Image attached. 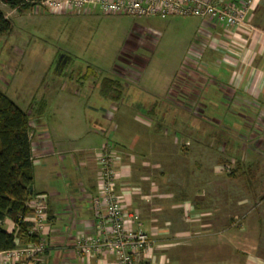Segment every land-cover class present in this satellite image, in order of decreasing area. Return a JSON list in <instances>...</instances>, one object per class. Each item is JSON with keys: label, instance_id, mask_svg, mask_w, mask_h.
Returning <instances> with one entry per match:
<instances>
[{"label": "rangeland", "instance_id": "obj_1", "mask_svg": "<svg viewBox=\"0 0 264 264\" xmlns=\"http://www.w3.org/2000/svg\"><path fill=\"white\" fill-rule=\"evenodd\" d=\"M0 10L12 23L9 34L0 36V89L32 120L43 107L42 122L67 144L72 138L76 148H93L92 155L105 142L124 146L127 151L117 150L121 163L144 185L169 187L168 194L155 196L159 189L153 194L131 189L135 205L129 208L139 212L144 227L153 228L151 237L156 229L167 232L153 249L154 264H201L211 253L209 244L170 241L172 231H190L201 219L195 208L202 197L200 173L210 187L216 180L221 194L254 189L242 174L231 180L237 156L244 169L250 160L251 170L264 175V118L234 115L231 97L221 90L228 71L223 65L216 72L209 64L199 69L201 60L190 68L185 64L188 41L201 20L104 15L94 8L65 15L18 13L1 2ZM220 35L217 45L202 40L199 48L213 45L209 49H220L223 62L234 59L230 42L220 43ZM251 150L255 156L249 157Z\"/></svg>", "mask_w": 264, "mask_h": 264}, {"label": "crops", "instance_id": "obj_2", "mask_svg": "<svg viewBox=\"0 0 264 264\" xmlns=\"http://www.w3.org/2000/svg\"><path fill=\"white\" fill-rule=\"evenodd\" d=\"M199 26L200 29H196L188 41L185 53V56L188 57L185 61L186 66L190 68L197 61L199 64L201 60V65H198L199 69L206 68L209 64L217 68L216 72H220V67L223 65L228 71L227 78L222 80L227 83L221 86V90L224 94L226 93L225 96L231 97L234 115L248 117L247 114H253L259 115V119L260 117L264 118V0H258L247 15L246 26L239 27L234 31V45L238 53L234 59H227L223 62L219 58V55H223L220 49L216 50V47L213 50L209 49L213 45L212 47L205 45L206 47L201 51L200 42L202 40L208 44L215 42L214 39H218L220 34H223V29L212 23L204 24L203 21H200ZM147 31L154 37L159 35L154 30ZM195 56L199 59H195ZM208 78H213L212 83H217V77L209 76ZM186 85L190 84L186 82ZM171 92L173 93L174 90ZM186 96L190 97L188 93ZM43 109L41 107L37 110L35 113L37 117L35 116L33 122L32 156L40 158L32 168V192L34 196L39 194L48 196L47 214L52 231L50 233L51 246L41 256L40 264H68L74 259L70 258L65 247L70 243L72 237L92 231L91 199L99 188L100 168L96 155H92L93 148L88 146L76 148L72 138H68L69 144H67L58 138L48 123L42 122ZM256 127L260 126L256 125ZM102 133L104 132L102 131ZM198 145L200 147V144ZM113 147L120 159H123L120 153L127 149L124 146H116V144ZM117 150L121 152H117ZM253 151H247V156H255ZM201 156L205 158V155H199L198 158ZM237 157L236 174L231 180L236 182L238 175L242 174L243 177H246L245 184L247 181L248 186L254 189H230V192L221 194L217 192L219 190L218 182L210 181V184L211 182L215 183L210 187L204 179V172L200 173L199 185L201 189L198 190L199 193H202V197L195 208L201 219L190 225L192 227L195 225L197 227V224L201 225V229L194 227L190 231L186 230L178 234L172 231V239H166V241L169 239L170 241L183 240L193 245L194 242L209 244L211 253L206 256L207 259H203L201 264H264V175L259 176V172L262 170L258 172L251 170L250 163L252 162L249 159V161H245L244 169L243 159ZM262 158H264V154ZM198 167L200 168V165ZM117 169L120 171V177L116 181V191L128 207L135 205L131 189H151V194L159 189L154 196L162 190H164L163 193L168 194L165 190L169 187L160 189L159 186L152 183L144 185L143 178L138 174L135 175V172L132 173L127 163L122 162L117 166ZM212 177L215 178L216 174ZM168 186L170 185L168 184ZM141 202L143 201L141 200ZM173 207L175 205L171 206V208ZM60 209H62L61 212H59ZM209 213L212 215L208 216ZM11 224L10 220L5 219L2 226L11 227ZM233 224L234 226H232ZM144 225L146 223L142 227L151 239L153 252V249H158L160 246L158 243L164 241L163 237L167 232L162 233L163 230L156 229L158 234L154 235L157 236L151 237L153 228L147 229ZM167 248L169 252L174 246ZM1 260L2 255L0 254V264ZM85 264L97 263L92 259ZM170 264H176V261H171Z\"/></svg>", "mask_w": 264, "mask_h": 264}, {"label": "built area", "instance_id": "obj_3", "mask_svg": "<svg viewBox=\"0 0 264 264\" xmlns=\"http://www.w3.org/2000/svg\"><path fill=\"white\" fill-rule=\"evenodd\" d=\"M258 0H44L34 6L33 14L65 15L85 13L89 8L104 15L132 17H197L223 29L230 42L229 55L238 56L234 31L246 26L247 15ZM222 46V44H221ZM223 47V46H222ZM230 59V58H229ZM40 157H33V164ZM99 165V188L91 199L93 223L91 233L77 234L65 247L71 259L79 264L95 260L97 264H154L152 242L143 230L139 212L124 204L116 191L120 177L117 166L120 156L112 144L105 142L96 154ZM46 194L33 195L27 207L29 214L20 220L30 224L28 235L33 240L22 244L15 239L16 248L1 253V264H40V258L51 246ZM15 225L12 223L10 230ZM10 231V232H11Z\"/></svg>", "mask_w": 264, "mask_h": 264}, {"label": "trees", "instance_id": "obj_4", "mask_svg": "<svg viewBox=\"0 0 264 264\" xmlns=\"http://www.w3.org/2000/svg\"><path fill=\"white\" fill-rule=\"evenodd\" d=\"M43 1L0 0L18 13L31 10ZM11 24V20L0 10V36L9 34ZM33 122L34 119H30L27 112L0 89V254L15 249V239L22 244L34 239L28 235L30 224L20 220L29 214L27 203L34 195L30 190L33 185ZM235 174V169L229 172L231 177ZM5 219L15 225L13 231L3 229Z\"/></svg>", "mask_w": 264, "mask_h": 264}, {"label": "water", "instance_id": "obj_5", "mask_svg": "<svg viewBox=\"0 0 264 264\" xmlns=\"http://www.w3.org/2000/svg\"><path fill=\"white\" fill-rule=\"evenodd\" d=\"M30 190H32V187H30Z\"/></svg>", "mask_w": 264, "mask_h": 264}, {"label": "bare ground", "instance_id": "obj_6", "mask_svg": "<svg viewBox=\"0 0 264 264\" xmlns=\"http://www.w3.org/2000/svg\"><path fill=\"white\" fill-rule=\"evenodd\" d=\"M32 159H33V158H32ZM32 159H31V160H32Z\"/></svg>", "mask_w": 264, "mask_h": 264}]
</instances>
